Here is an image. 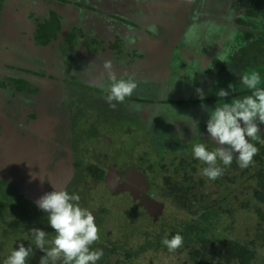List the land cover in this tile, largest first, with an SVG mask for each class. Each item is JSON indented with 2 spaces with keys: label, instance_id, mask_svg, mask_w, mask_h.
I'll list each match as a JSON object with an SVG mask.
<instances>
[{
  "label": "flooded vegetation",
  "instance_id": "1",
  "mask_svg": "<svg viewBox=\"0 0 264 264\" xmlns=\"http://www.w3.org/2000/svg\"><path fill=\"white\" fill-rule=\"evenodd\" d=\"M166 1L172 6L162 0H0V220L11 223L10 234L25 218L50 229L47 213L35 201L54 186L77 193L79 205L95 216L99 237H108L106 245L104 239L91 246L103 250L102 264H156L161 256L166 264H180V256L199 247L214 263L244 264L226 247L229 239L246 243L253 253L247 264L264 263V125H259V140L249 141L258 149L253 162L241 168L235 156L230 166L218 161L223 174L216 180L202 175L206 165L197 163L192 152L182 157L169 148L170 131L186 133L197 121L207 150L219 147L206 132L205 105L252 93L240 84L239 90H228V97H217L229 84L213 85L216 74L233 67L242 47L247 49L243 64L245 55L264 60V51L260 55L247 47L245 31L244 44L232 47L237 55L214 61L216 46L205 49L209 30L203 44L193 31L192 0ZM229 8L244 14L242 0H233ZM240 15L236 25L259 26L240 23ZM257 18L264 27V18ZM182 39L191 53L199 52V69L192 74L184 66L186 51L181 62L173 58ZM105 59L112 61L118 78L132 76L138 83L124 103L113 102L115 108L100 86L102 76L105 87L108 83ZM238 70L237 79L243 75ZM197 89L203 90L202 99ZM176 109L185 113L176 115ZM136 129L144 137L134 153L118 135ZM237 190L250 195L253 204L238 198ZM234 194L243 203L238 205L258 214H241L245 223L238 222V238L225 231L236 220L229 216ZM168 206L169 214L163 211ZM208 212L222 215L220 226L213 222L217 219H207ZM177 230L184 248L170 252L162 241ZM136 236L140 239L128 242ZM0 253L1 262L6 255Z\"/></svg>",
  "mask_w": 264,
  "mask_h": 264
},
{
  "label": "clouds",
  "instance_id": "2",
  "mask_svg": "<svg viewBox=\"0 0 264 264\" xmlns=\"http://www.w3.org/2000/svg\"><path fill=\"white\" fill-rule=\"evenodd\" d=\"M102 67L108 83L105 87L102 76L100 86L107 92L106 102L115 108L116 104L113 102L124 103L126 97H130L137 89L138 83L132 76L127 79L118 78L111 60L105 59ZM240 83L251 90L252 94L206 109V132L219 147L214 151L207 150L200 143L192 147L194 158L206 165L202 169V175L209 180H216L223 174L218 161L224 166H230L235 156L239 167L247 168L258 152L257 147L249 141L259 140V125H264V87L259 86L262 83L260 73L246 72L240 77ZM228 88L234 91V85L229 84ZM196 91L202 99L203 90ZM229 94L224 89L216 93L217 97L223 98ZM191 130L196 134L198 121L192 123ZM52 187V191L44 193L35 201L37 208L47 213L48 225L55 233L54 238L48 242L52 247L45 251L47 233L44 230L29 229L36 247L45 253L39 264H49V261L61 258L63 264H96L102 258L103 250L91 249L100 238L95 216L79 205L80 196L77 193L69 194L67 190ZM162 243L170 252H174L182 246L183 237L177 233L171 239H164ZM31 251L30 247L19 244L11 251L4 264H26Z\"/></svg>",
  "mask_w": 264,
  "mask_h": 264
},
{
  "label": "rangeland",
  "instance_id": "3",
  "mask_svg": "<svg viewBox=\"0 0 264 264\" xmlns=\"http://www.w3.org/2000/svg\"><path fill=\"white\" fill-rule=\"evenodd\" d=\"M182 1V0H181ZM233 0H222L220 2V4H216L217 2H215L214 0H192V3L190 2L188 9L190 10V20L191 22L195 23L194 26V30L195 34L199 36L200 42L203 44L206 43L207 39L203 38L204 33L206 31L209 30L210 32V39H209V44L206 45V50L208 49V46H216L215 47V54H214V61H219L221 59H225V57H228L229 55H237V51L233 50L232 47L234 45H237L238 47H240L241 45L244 44L245 38H244V32L245 31H254V33H264V27L263 22H262V18H257V19H251V18H247V20L250 21H256V23H258L259 26H257L256 29H253L252 27L248 28L245 26H241V25H236L235 24V18L238 17L240 15V13H235L230 7V4ZM163 4L167 7H170L172 5H170V3H167L166 0H162ZM199 4L198 7H196V5ZM224 8V9H223ZM199 9H201V11H198ZM204 15V16H203ZM241 16V15H240ZM231 23L230 28L228 29V31L225 32V29L227 28L228 24ZM235 25V26H234ZM199 27H202L201 29H198ZM222 27V29L220 28ZM212 31L214 32V35H212ZM198 32V33H197ZM224 35H222V33H224ZM187 32L184 33L185 38H186V34ZM197 36V37H198ZM222 36V37H221ZM217 37H221L222 39V43L220 45L219 44L220 40L217 39ZM184 39V37H183ZM183 39H182V43L180 45V50L176 53V55L173 56V58H175V61H179L181 62V60L186 59L187 55L184 53V51H186L188 53V58L186 60V64H184L185 69L188 73L192 74L194 72L195 69H199V63L197 62L198 59V54L199 52L197 50L193 49L194 53H191L189 51L188 46H186V43H183ZM191 38H189L190 40ZM187 39V41H189ZM204 45V46H205ZM185 46V47H184ZM190 55V57H189ZM246 61L243 64L241 61H239L238 59H235L233 61V67L231 65H228V68H225L224 73L219 71L217 72V79L215 78V83L213 85H222L223 83H227V84H232L235 85L234 88L237 90H239L238 85H240V77L238 74V79L234 76V71H237L239 73H250L252 71H258L260 73L261 76V85H259L260 87L264 86V60H261L260 58H253L250 55H245ZM206 61L209 62V60H212V56L209 54L206 56L205 58ZM221 64L223 66H225V63L221 62ZM230 64V62H229ZM243 64V66H242ZM183 67V65H179L177 68ZM201 66V64H200ZM242 66V67H241ZM174 68V67H172ZM176 68V67H175ZM231 71L232 75L230 76V74H226L227 72ZM242 86V85H241ZM234 89V90H235ZM230 90L229 88L226 90L228 91ZM249 94H246L245 96H247ZM243 97V96H242ZM242 97H238V98H242ZM232 99H230L231 101ZM229 100H222L219 104L225 103V102H230ZM212 104H206L202 113V116L204 117L205 120L208 119V112L206 111V109H212L214 108L209 107ZM184 109H176V115H181L184 112ZM189 121H196V118L192 119L190 116L188 117ZM190 124V123H189ZM192 126V124H191ZM203 129V125L200 121H198V130L196 132V134H193V132L190 133V131H192L189 127V129L186 130V133H181L179 130L175 129L170 131L169 135H171L169 137V139H171V145H169V148L172 151L177 152V154H180V156L184 157V153H191L192 152V147L194 144H204L205 140L203 138L200 137L199 132ZM118 137L123 140V142L126 145H129V148L134 152L137 153L138 152V144L137 142L141 141L142 138L144 137V133H142L140 130H127L122 132L121 134L118 135ZM216 145H209V151H214ZM148 149V148H147ZM146 149V151H147ZM157 154V152L155 153ZM187 159V158H186ZM196 162H200L199 160H196ZM236 195L238 194V198L240 197H247V199L249 200L250 204H253V200L251 198L250 195L248 196H244L243 193L240 190H237V192L235 193ZM233 195V197L231 198V200H233L231 202V204L229 205V216L232 217V219H236L234 220V223L232 222L229 225V229H228V234L230 233V236H237L241 237V232H240V227L238 226V222H243L244 218H242L241 214H247L248 216H252L257 218L256 215H258L255 212L252 211L250 208L246 209L239 204H243L241 200H238V202L235 200L236 199V195ZM255 203H257V200L255 201ZM11 205V204H9ZM259 205V204H257ZM255 207H258L255 205ZM2 207L0 205V211H2ZM163 211L168 212V214L170 213L169 211V206L166 207V209L164 208ZM239 212V213H238ZM238 215L241 216L238 218ZM226 216V215H225ZM208 220H213V219H217V221H213V222H217V225L220 226V220L222 215H220L218 212H208L206 215ZM34 218V217H33ZM245 218H249V217H245ZM224 222H228L227 219L223 220ZM8 220H3L2 224H1V220H0V250L6 255H10L11 251L16 248L19 244H24L25 247H30L32 249L29 257L27 258L26 264H39L41 257L45 254L44 252H42L39 248L36 247L34 239L32 238L31 232L29 231V229L31 228H39L44 230L47 235L45 237L46 243H45V251H47L48 249H50L52 247V245L50 243H48L49 241H51L54 236L55 233L54 231L50 228V229H43L41 226L36 225V224H32V218H25V220L23 221V223H21L20 221H17L12 229V234H10V230H11V223L8 222ZM245 223V221L243 222ZM8 224V225H7ZM9 227V228H8ZM228 227V226H227ZM154 228V227H153ZM148 230H152V229H148ZM243 232V231H242ZM123 233V232H122ZM8 235V238H7ZM12 235V236H11ZM106 237L105 234H102V237L99 238V240L103 241L104 238ZM27 239H30L31 242H27ZM127 239L128 238H124ZM140 237L136 236L133 239H129L128 242H133L134 240H139ZM244 238H241V240H243ZM104 242V241H103ZM181 248L183 247V244L181 246ZM252 248H257L256 244H253ZM1 254V253H0ZM164 255V254H162ZM169 255V254H167ZM179 256V254H178ZM6 260V258H5ZM4 259H2L0 264H4L5 262ZM125 261V260H124ZM125 263V262H124ZM49 264H63V259H57L55 261H49ZM96 264H102L100 262H96ZM127 264V263H126ZM156 264H165V260L162 261L161 260L159 262H157ZM172 264H178L176 262L172 263ZM264 264V263H263Z\"/></svg>",
  "mask_w": 264,
  "mask_h": 264
},
{
  "label": "trees",
  "instance_id": "4",
  "mask_svg": "<svg viewBox=\"0 0 264 264\" xmlns=\"http://www.w3.org/2000/svg\"><path fill=\"white\" fill-rule=\"evenodd\" d=\"M242 6L245 8L244 9V14H242L239 17V22L245 25H249V22H251L252 25V21L247 20V18H251L254 19L257 16H262L264 18V0H242ZM253 27H255L254 23L252 25ZM245 38L246 41H248V46L250 49H253L254 52H258V54L261 55V53L264 51V37L263 35H258L253 33L252 31H247L245 32ZM241 52L245 53L247 52V49H245L244 47L241 48ZM242 53H240V55L237 57H233L235 59H238L239 61L242 59ZM251 91V90H250ZM230 225V224H229ZM229 225H227L225 227V231L228 232L229 229ZM179 233L182 236V231L181 230H177L175 234ZM173 235V236H174ZM246 244V243H245ZM245 244H240L239 241H234V240H228L225 241V245L226 247H228L230 250H232V253L238 254V260L240 259L241 262H243L244 264H247L249 262V259L251 258V255L253 253H251L248 249V246ZM154 254H156V256H158V251H153ZM205 252H203L201 250V247L198 248H194L193 251H188V253L183 254L182 256H180V264H186V262L188 264H191L190 259L193 260V264H217L214 263L212 260H209V258H207L204 255ZM2 255H5L4 253ZM199 255V256H198ZM227 256H231V253L228 255L227 252ZM8 256H6L5 258H7ZM161 263L163 260H165L164 256H161ZM209 260V261H208ZM1 263V262H0ZM167 263V260H165V264ZM172 264V263H171Z\"/></svg>",
  "mask_w": 264,
  "mask_h": 264
},
{
  "label": "water",
  "instance_id": "5",
  "mask_svg": "<svg viewBox=\"0 0 264 264\" xmlns=\"http://www.w3.org/2000/svg\"><path fill=\"white\" fill-rule=\"evenodd\" d=\"M116 234L122 236V233L120 231H116ZM105 242L103 243V245H106V242L108 241V237L104 238ZM101 242V240H99ZM102 243V242H101Z\"/></svg>",
  "mask_w": 264,
  "mask_h": 264
},
{
  "label": "bare ground",
  "instance_id": "6",
  "mask_svg": "<svg viewBox=\"0 0 264 264\" xmlns=\"http://www.w3.org/2000/svg\"><path fill=\"white\" fill-rule=\"evenodd\" d=\"M68 161V160H67Z\"/></svg>",
  "mask_w": 264,
  "mask_h": 264
}]
</instances>
